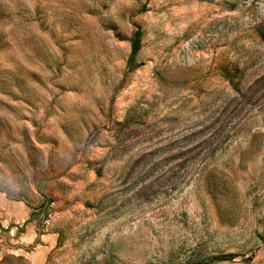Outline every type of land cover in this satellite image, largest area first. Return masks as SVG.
I'll return each mask as SVG.
<instances>
[{
  "label": "rangeland",
  "instance_id": "rangeland-1",
  "mask_svg": "<svg viewBox=\"0 0 264 264\" xmlns=\"http://www.w3.org/2000/svg\"><path fill=\"white\" fill-rule=\"evenodd\" d=\"M0 264H264V0H0Z\"/></svg>",
  "mask_w": 264,
  "mask_h": 264
},
{
  "label": "trees",
  "instance_id": "trees-1",
  "mask_svg": "<svg viewBox=\"0 0 264 264\" xmlns=\"http://www.w3.org/2000/svg\"><path fill=\"white\" fill-rule=\"evenodd\" d=\"M142 37L143 31L140 27H137L131 38V54L128 60V67L131 71L138 67V64L136 63V57L141 50Z\"/></svg>",
  "mask_w": 264,
  "mask_h": 264
}]
</instances>
